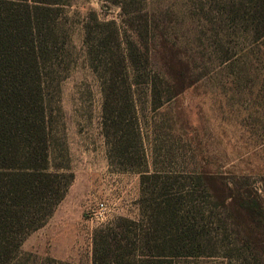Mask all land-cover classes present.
Wrapping results in <instances>:
<instances>
[{
	"label": "rangeland",
	"instance_id": "374dc122",
	"mask_svg": "<svg viewBox=\"0 0 264 264\" xmlns=\"http://www.w3.org/2000/svg\"><path fill=\"white\" fill-rule=\"evenodd\" d=\"M233 1L135 0L123 12L107 0H70L63 8L60 23L70 42L50 105L52 165L74 180L46 224L23 242V253L33 256L16 264L48 257L93 264L95 231L119 217L139 218L144 170L167 172L178 179L176 187L197 188L204 206L211 204L208 192L195 185L209 173L248 181L264 202V36L233 17ZM92 11L115 20L150 58L149 73L134 87L145 167L127 168L142 163V152L137 146L126 163L105 135L102 79L84 44ZM145 79L160 94L159 107ZM102 203L106 211L99 212ZM228 260L187 257L176 264H236Z\"/></svg>",
	"mask_w": 264,
	"mask_h": 264
},
{
	"label": "trees",
	"instance_id": "16d2710c",
	"mask_svg": "<svg viewBox=\"0 0 264 264\" xmlns=\"http://www.w3.org/2000/svg\"><path fill=\"white\" fill-rule=\"evenodd\" d=\"M107 1L128 12L135 0ZM69 2L0 0V264L33 256L23 253V242L46 224L74 180L68 169L52 165L50 108L60 91L70 42L60 23ZM237 2L229 5L233 17L264 36V0ZM84 32L89 59L102 79L107 140L125 162L134 161L138 146L142 163L126 162V167H145L134 87L149 73L150 58L141 42L123 36L115 20H103L96 12L90 13ZM145 82L159 107L160 94ZM141 173L139 218L119 217L95 231L93 264H176L187 257L264 264V202L249 190L248 181L198 176L195 186L204 184L208 207L197 188L176 187L178 179L167 172ZM39 264L76 263L48 257Z\"/></svg>",
	"mask_w": 264,
	"mask_h": 264
},
{
	"label": "built area",
	"instance_id": "2783aa9c",
	"mask_svg": "<svg viewBox=\"0 0 264 264\" xmlns=\"http://www.w3.org/2000/svg\"><path fill=\"white\" fill-rule=\"evenodd\" d=\"M98 209H99V212L106 211V206H105V204L102 203Z\"/></svg>",
	"mask_w": 264,
	"mask_h": 264
}]
</instances>
